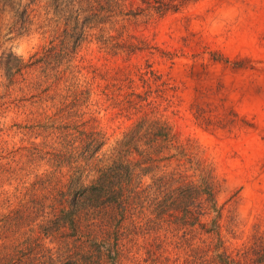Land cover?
I'll list each match as a JSON object with an SVG mask.
<instances>
[{
	"label": "trees",
	"instance_id": "trees-1",
	"mask_svg": "<svg viewBox=\"0 0 264 264\" xmlns=\"http://www.w3.org/2000/svg\"><path fill=\"white\" fill-rule=\"evenodd\" d=\"M93 3L0 0V182L14 191L45 187L58 194L48 221L61 224L72 238L64 240L61 252L43 248L47 254L42 260L80 264L82 257L95 254L97 262L84 264H101L103 259L130 264L133 255L126 251V243L137 228L146 226L161 234L153 239L162 245L176 232L190 240L203 234L213 237L190 249V264H246L241 258L248 253L256 264H264V241L259 237L235 249L236 258L230 254L220 235L214 177L197 162L175 158L180 143L157 114L160 76L145 65L138 68L136 78L95 82L102 77L78 54L92 38L109 43ZM31 29L49 32L50 38L23 58L8 43ZM106 109L125 112L127 119L133 115L119 136L106 135L98 125L96 113ZM11 127L21 133V142L32 127L50 131L40 144L12 143L9 149L2 136ZM171 157L176 162L171 163ZM0 193L9 195L7 189ZM39 249L30 257L15 251L9 264H27L34 255L40 256ZM163 249L153 241L146 251H159L153 255L154 264H174Z\"/></svg>",
	"mask_w": 264,
	"mask_h": 264
},
{
	"label": "rangeland",
	"instance_id": "rangeland-1",
	"mask_svg": "<svg viewBox=\"0 0 264 264\" xmlns=\"http://www.w3.org/2000/svg\"><path fill=\"white\" fill-rule=\"evenodd\" d=\"M92 8L96 19L104 22L103 35H110L106 44L89 38L78 52L102 77L95 82L136 78L145 65L153 69L163 82L156 97L157 114L181 147L175 158L199 163L215 179L220 235L230 254L235 257L234 250L249 245L252 237L264 241V0H94ZM49 38V32L31 29L8 45L26 58ZM114 112L96 113L98 125L110 137L119 136L133 119ZM32 128L21 142V133L11 127L2 136L5 147L40 144L50 131ZM40 188L14 191L0 182V192L7 189L9 194L0 193V264H9L15 251L30 257L36 248L40 256L27 264H45L43 248L61 252L64 240L72 239L67 238L68 229L48 221L59 195ZM154 233L141 226L131 235L126 243L133 255L130 264H154L153 255L159 251H146L153 241L168 251L174 264H190V249L214 240L204 234L180 238L176 232L162 245L153 239L159 234ZM82 258L80 264L98 261L95 254ZM241 259L256 264L249 253ZM100 263L110 264V259Z\"/></svg>",
	"mask_w": 264,
	"mask_h": 264
}]
</instances>
